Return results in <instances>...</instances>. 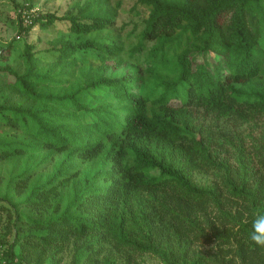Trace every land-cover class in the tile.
<instances>
[{
    "label": "trees",
    "instance_id": "16d2710c",
    "mask_svg": "<svg viewBox=\"0 0 264 264\" xmlns=\"http://www.w3.org/2000/svg\"><path fill=\"white\" fill-rule=\"evenodd\" d=\"M12 1L69 28L0 41V264H264V0Z\"/></svg>",
    "mask_w": 264,
    "mask_h": 264
},
{
    "label": "rangeland",
    "instance_id": "374dc122",
    "mask_svg": "<svg viewBox=\"0 0 264 264\" xmlns=\"http://www.w3.org/2000/svg\"><path fill=\"white\" fill-rule=\"evenodd\" d=\"M17 3L28 4L29 0H16ZM82 2L85 0H81ZM114 2V0H113ZM33 8L29 11L30 14L38 15V13L46 12H57L58 15H64L71 7V0H32ZM128 3H125V6ZM21 14V15H19ZM25 12L21 13L20 7H16V4L12 0H0V41L6 43L8 41L14 40V49L11 53V61L14 65H17V68H21V56L25 44L31 43L35 44V51L38 56L44 60H52L55 58V55L48 52L46 49L49 47V41L54 38L60 37L61 35L68 36V21H56V23L51 26L49 29L43 30L39 26H35L29 35H26L24 32H20L19 27V16H22L24 19ZM119 18L117 20V25L121 26L123 23H127V29L133 27L134 22L139 23L140 18H137L134 14L124 10L123 8L119 9ZM25 24H27L25 22ZM25 26V25H24ZM141 27V26H140ZM98 33H93L88 36V38H98ZM75 37V36H72ZM84 38V37H83ZM75 39V38H74ZM127 47L128 44L126 43ZM206 179H211V175H206ZM208 246H204V249ZM108 249H111L120 261L125 262L127 251H119L111 246ZM137 262L140 264H160V261L151 256V255H142L136 256ZM70 258V253L66 255V261ZM16 264H21L17 262Z\"/></svg>",
    "mask_w": 264,
    "mask_h": 264
},
{
    "label": "clouds",
    "instance_id": "9594fccd",
    "mask_svg": "<svg viewBox=\"0 0 264 264\" xmlns=\"http://www.w3.org/2000/svg\"><path fill=\"white\" fill-rule=\"evenodd\" d=\"M243 216L245 218L250 216L251 226L247 232V242L249 243L250 250L264 252V211L243 212Z\"/></svg>",
    "mask_w": 264,
    "mask_h": 264
}]
</instances>
